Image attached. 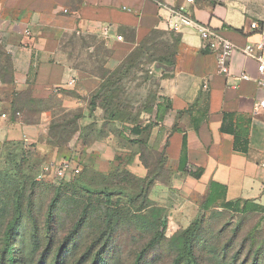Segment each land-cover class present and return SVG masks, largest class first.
Returning a JSON list of instances; mask_svg holds the SVG:
<instances>
[{
	"label": "crops",
	"instance_id": "crops-1",
	"mask_svg": "<svg viewBox=\"0 0 264 264\" xmlns=\"http://www.w3.org/2000/svg\"><path fill=\"white\" fill-rule=\"evenodd\" d=\"M177 10L238 47L264 38V20L260 31L253 32L254 20L242 10L199 0H0V149L6 143H22L24 149L37 144L52 160L73 150L38 144L52 111L26 122L22 103L24 96L46 102L60 96L68 108L83 103L87 116L85 98L61 93L90 95L100 80L80 77L62 46L64 37L103 41L111 50L107 66L113 71L151 32L169 33L163 21ZM105 28L107 39L102 37ZM174 35L179 38L175 64L154 66L158 83L143 86L153 98L140 122H115V132L90 146L77 143L83 168L106 176L121 166L138 179L158 169L159 178L148 193L152 203L220 197L238 212L264 218V112L255 110L261 96L256 64L235 54L229 75H222L214 55L192 30ZM242 74L249 81H242ZM92 119L98 128L105 123L100 108Z\"/></svg>",
	"mask_w": 264,
	"mask_h": 264
},
{
	"label": "rangeland",
	"instance_id": "rangeland-1",
	"mask_svg": "<svg viewBox=\"0 0 264 264\" xmlns=\"http://www.w3.org/2000/svg\"><path fill=\"white\" fill-rule=\"evenodd\" d=\"M199 2L240 9L257 23L264 20V0ZM153 38V49L148 44L143 53L133 52V65H126L131 67L129 80L121 82L127 89L126 99L135 105L143 102V86L156 65L151 56L171 51L168 33ZM62 46L80 77L110 71L107 63L112 53L103 41L66 36ZM81 93L75 90L71 98L83 101L91 95ZM64 100L60 96L49 99L55 120L38 144L48 143L51 134L55 142L70 140V153L52 160L43 147L34 144L21 153L0 155V264H134L143 251L140 264H186V239L198 264H264V218L249 211L238 212L220 197L208 196L202 201L175 197L170 205L147 203V209L140 212L136 210L143 205L141 200H131L129 207L121 205L126 204L124 198L115 208L101 203L97 193L102 179L84 172L77 147L79 134L70 139L74 130L83 129L93 119L76 120L85 110L84 104L68 108ZM70 122L75 123L68 126ZM64 161H70L80 173L57 179L53 168ZM84 188L93 189V195L86 194ZM8 231L12 258L2 253Z\"/></svg>",
	"mask_w": 264,
	"mask_h": 264
},
{
	"label": "trees",
	"instance_id": "trees-1",
	"mask_svg": "<svg viewBox=\"0 0 264 264\" xmlns=\"http://www.w3.org/2000/svg\"><path fill=\"white\" fill-rule=\"evenodd\" d=\"M164 33L153 31L151 32L146 38H144L137 47L128 54V57L126 60L116 68V70L112 71H103L98 72V78L100 80V85L94 91L87 100V106H86V112H87V119L92 120L90 116H93L94 110L96 108H100L103 111L104 114V120L105 123L102 127L98 128L96 125V122L93 120L92 123L88 125H84L83 129H76L74 130V133H72L71 138H76L77 134H79V144L82 146H90L94 142L102 139L108 132H115L114 124L115 122H119L121 124H138L140 122L139 118L145 109L148 108V104L152 101V91H147V94L145 95L146 99L139 105H135L131 103L128 99H126L127 94L124 93L127 89L125 88V85H122L121 82L124 80H127V75L129 73V70L131 67L127 68L126 65L129 64L130 66L133 65V61L131 62V58L133 57L134 51H139L143 53L144 48L147 47L148 44L151 45L150 49L155 46L153 44V37L157 38L160 35H163ZM170 40L172 41L171 51L164 53L163 55L156 56V54L152 55L153 57L152 61L153 64H161L164 66H173L175 64V56L177 52V45L179 43V38L174 35V33L169 32L168 33ZM77 69V68H76ZM150 76L146 80L147 82H150L152 85L156 86L158 83V80H156V77L158 76L157 73L154 74L153 71H149ZM159 76L163 77L165 74H159ZM129 80V79H128ZM64 96H70L74 95V91L70 92H63L61 93ZM123 95V97H122ZM125 96V97H124ZM122 97V98H121ZM125 98V99H124ZM51 99V98H50ZM145 102V104H144ZM23 103V109L25 111V121L26 122H35V116L41 114L43 111H52L51 113V122L49 125L53 123L55 120L54 116V109L51 108V106L48 107L49 100L46 101H34L29 100L24 96L22 99ZM46 106V108H44ZM12 113L15 115L17 113L16 108L12 106ZM89 115V116H88ZM85 115L82 113L78 117H76V120H79L80 122H84ZM90 118V119H89ZM74 120V121H76ZM75 122H70L67 124L68 126L73 124ZM50 130V129H49ZM89 132L88 136L85 135ZM85 133V134H84ZM82 135V137H81ZM51 134H49V140L48 143H46L47 146H50L52 148H60L67 146L68 143L64 142H55L54 138H51ZM82 139H81V138ZM23 149L22 143H6L4 144L0 149V155H3L4 157L12 153H21ZM84 172L88 171L93 173L96 177L102 179V186L99 188V193H97L98 196L102 197L101 203L108 207H117L122 202L123 198L126 202V204H121L122 206H130V204L133 205L131 200H141L142 204L139 206V209L136 211H144L147 209L146 204L151 202L148 200V193L151 189L152 185L155 181L158 180L160 170L158 169H152L149 171L148 175L144 179H138L134 176H132L128 171L125 170L124 167L118 166V168L110 173L109 175H98L92 171H89L85 168ZM84 191L86 194H89L90 196L93 195V189H87L84 188ZM215 198V197H212ZM118 204V205H117ZM228 205V204H227ZM150 206V205H148ZM232 206V205H229ZM48 217V221H49ZM10 232L8 231L5 238L4 243L2 246V253L6 255L8 258H12L13 252L10 246ZM184 246L187 251V260L186 264H198L192 255V247L189 242V239L185 240ZM144 255V251L138 254L135 263L134 264H140L142 256ZM173 264H178L173 263Z\"/></svg>",
	"mask_w": 264,
	"mask_h": 264
},
{
	"label": "built area",
	"instance_id": "built-area-1",
	"mask_svg": "<svg viewBox=\"0 0 264 264\" xmlns=\"http://www.w3.org/2000/svg\"><path fill=\"white\" fill-rule=\"evenodd\" d=\"M163 23L166 31L174 34H180L186 29L192 30L202 41L204 48L214 55L218 71L222 75H229L230 61L235 54H241L243 57L253 61L256 64L258 73L255 82L261 93L260 98L255 104V110L264 112V38L259 42L238 47L208 25L194 20L189 13L183 10L172 11L164 19ZM260 29L259 23L252 22L250 24L251 31L258 32ZM108 36L109 30L105 28L102 32V37L107 39ZM117 40H121V37H117ZM240 79L242 81H249V77L245 74H242ZM261 168L264 170V164H262ZM45 170H49V167ZM79 173L80 170L72 166L70 161H64L59 166L53 168V174L59 180H63L69 175L75 177Z\"/></svg>",
	"mask_w": 264,
	"mask_h": 264
}]
</instances>
